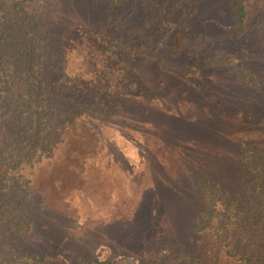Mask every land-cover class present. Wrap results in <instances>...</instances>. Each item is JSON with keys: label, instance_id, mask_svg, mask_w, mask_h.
Returning a JSON list of instances; mask_svg holds the SVG:
<instances>
[{"label": "trees", "instance_id": "trees-1", "mask_svg": "<svg viewBox=\"0 0 264 264\" xmlns=\"http://www.w3.org/2000/svg\"><path fill=\"white\" fill-rule=\"evenodd\" d=\"M75 1L0 0V264L60 257L65 250L32 249L42 237L44 198L32 188L38 167L128 104L160 103L169 70L179 83L176 104L186 90L221 78L246 93L235 111L236 121L248 123L236 147L237 189L195 177L202 204L193 231L206 244L186 254L187 263L264 264V130L251 117L255 102L264 112V0H221L228 21L216 36L192 27L195 0H82L80 19L59 28ZM223 35L243 39L252 61Z\"/></svg>", "mask_w": 264, "mask_h": 264}, {"label": "rangeland", "instance_id": "rangeland-1", "mask_svg": "<svg viewBox=\"0 0 264 264\" xmlns=\"http://www.w3.org/2000/svg\"><path fill=\"white\" fill-rule=\"evenodd\" d=\"M195 1L192 27L222 33L228 15L221 0ZM81 3L61 13L59 28L80 19ZM223 40L252 61L242 53L243 39ZM178 84L169 70L159 84L160 103L128 104L117 119L90 129L88 140L75 137L61 159L38 167L32 188L44 198L36 225L42 237L32 249L65 250L46 264H90L95 255L91 264H188L186 254L205 248L193 231L202 204L194 179L205 174L237 189L236 147L248 123L236 121L235 111L246 105V93L221 78L186 90L176 104ZM251 117L264 130L257 102Z\"/></svg>", "mask_w": 264, "mask_h": 264}]
</instances>
